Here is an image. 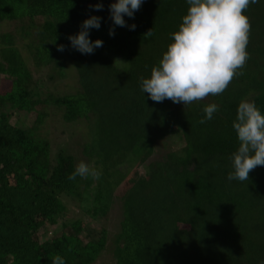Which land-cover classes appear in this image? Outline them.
Segmentation results:
<instances>
[{"label":"trees","instance_id":"16d2710c","mask_svg":"<svg viewBox=\"0 0 264 264\" xmlns=\"http://www.w3.org/2000/svg\"><path fill=\"white\" fill-rule=\"evenodd\" d=\"M97 2L0 0V72L13 76L8 88L0 91V264H52L57 254L66 264H93L106 249V231L101 229L96 240L86 235L84 244L79 236L85 237L87 224L83 217L71 225L61 221L67 210L62 197H77L80 212L93 219L105 216L115 200L114 190L126 174L105 175L103 169H125L127 173L141 165L146 160L143 156L154 152L153 139L165 137L164 130L180 133L185 145L180 153L168 155L173 156L172 161L167 156L159 164L149 165L151 179L137 183L130 195L120 199V232L110 242L112 264H156L160 254L175 245L184 251L186 247V256L200 264H224L227 257L231 264H251L250 257L264 256V206L232 191L200 186L205 199L194 205L196 234L185 244L168 217L171 206L179 205L169 192L178 176H184L181 170L186 167L179 161L194 150L195 132L205 131V138L197 136V143L203 152H214L209 164L227 175L233 171L230 156L238 146L232 125L239 102L253 101L257 107L264 102V0L245 13L251 20L247 47L251 58L243 75L222 95L186 106L170 100L153 102L140 89L141 77H150L152 67L162 58L151 48L158 52V38L172 39L170 30L161 26L188 7L186 0H145L134 19L124 17L129 25L136 23L135 30L116 27L114 37L108 34L112 26L109 4L114 0H103L102 11L90 8ZM92 15L102 20L99 30H90V39H101L103 47L84 55L71 47L68 37L77 34ZM149 29L154 35L145 38ZM58 45H65V50L58 51ZM71 70L74 80L66 77ZM23 73L31 75L35 85L32 106L43 107L33 128L11 123L13 110L27 108L17 91ZM66 80L76 86L59 94L58 87L63 84V89ZM210 103L218 104L220 110L201 124L203 108ZM47 115H58L71 141L74 126L80 127L83 155L102 172L98 180L68 179L77 165L75 157L62 149L53 152L46 136L38 134ZM258 169L264 170V166L252 172ZM182 201L188 203L189 199ZM173 219L182 221L181 213H173ZM58 224L66 232L44 241L37 237L40 229L48 233ZM248 237L258 239L253 248L240 244ZM149 241L156 244L155 254L146 249ZM214 241L221 246L210 243Z\"/></svg>","mask_w":264,"mask_h":264},{"label":"clouds","instance_id":"9594fccd","mask_svg":"<svg viewBox=\"0 0 264 264\" xmlns=\"http://www.w3.org/2000/svg\"><path fill=\"white\" fill-rule=\"evenodd\" d=\"M145 0H114L109 4V36H115L116 27L135 30L136 25H129L125 16L134 19ZM188 8L182 17L178 31L171 34L172 42L167 45L158 64L151 69L150 77H141L140 89L156 103L170 100L184 106L201 103L209 96L222 95L230 84L239 76L251 58L247 47L250 43L251 20L245 15L247 10L259 0H186ZM95 11H102L103 0L90 5ZM102 18L92 15L80 25V31L68 37L70 45L81 54H94L103 47L101 39L91 40L90 30H99ZM154 35L149 29L144 37ZM63 52L65 45H58ZM220 107L216 103L203 108L204 117L199 123L204 124L214 118ZM237 141V149L231 154L233 171L229 172V181L245 182L257 167L264 166V114L255 102L241 100L232 125ZM102 172L80 161L69 180L77 177H91L98 180ZM52 264H66L65 259L57 254ZM260 264H264L261 261Z\"/></svg>","mask_w":264,"mask_h":264},{"label":"rangeland","instance_id":"374dc122","mask_svg":"<svg viewBox=\"0 0 264 264\" xmlns=\"http://www.w3.org/2000/svg\"><path fill=\"white\" fill-rule=\"evenodd\" d=\"M186 6V5H185ZM182 7L180 13L171 19H168L165 25H162V29L170 30V34L175 31H178L180 23H182V17L186 14L187 8L189 7ZM146 17H143L144 19ZM142 21V20H141ZM140 21V22H141ZM134 24H136L134 22ZM170 37V36H169ZM161 44V47L158 48V52L156 48L152 47L151 52L153 54H160L167 50V45L172 42L171 40H165L164 38H158ZM150 53V51H147ZM146 53V55H148ZM31 75L29 76L26 73H23L19 77V83L17 84L18 94L22 101L26 103L27 108H23L21 110H13L14 113L13 118H11V123L13 125H19V123L25 124L28 128H33L35 122L42 112V106L40 105H33V100L35 98L32 97L31 93L34 92V84L33 80H31ZM68 79H76L74 70H71L68 75L66 76ZM10 79H13L9 73H1L0 72V91L3 88H8L10 84ZM45 79V78H44ZM46 81V80H45ZM76 84H69L68 81H65V86L63 84L58 87L59 94L64 93V90H72ZM40 92L43 94L45 92L43 89L40 88ZM264 96V90L262 91ZM41 94V95H42ZM21 101V102H22ZM30 107V108H28ZM258 108L261 110L262 114H264V102L258 104ZM53 115V112L51 113ZM52 115H47L42 119V124L38 126V134L41 137L47 138L50 148L53 149V152L57 151L58 149H62L67 151L68 153L72 154L75 159L76 163L78 164L80 161H84L92 166L91 162L83 155V145L84 140H82L80 127L74 126L73 128V138L74 140H69V134L67 132L66 124H62L58 120V115L56 117ZM31 124V125H30ZM172 130L175 128V124L172 123ZM86 131V128H85ZM164 134V138L155 137L154 140V152L151 156H143V159H146L141 165H134L129 171L126 173L125 169L119 171L118 169L112 170L109 167L103 169V173L105 175L113 174V172L118 173L120 176H124L121 178L119 183L117 184L114 190V198L113 205L110 207V210L107 214L100 219L92 218L91 216H87L86 214L80 212L79 210V200L77 197L73 199L62 197L63 203L66 205L67 210L62 215V222H66L68 225H71L78 217H83V220L86 225V229L84 230L85 237L79 236L81 240L86 243V235H92L96 240L98 238V232L102 229L106 231V238L108 243L106 244V249L101 253V255L97 258V260L93 264H112V256L110 254L111 249V241L114 237H116L120 232V222L122 220V200L123 197L130 195L132 190L136 188L137 183L148 181L151 179L150 170L154 162L160 163L157 161H161L163 158L165 159L168 155L172 153H180V150L184 147V142H186L185 138L181 136L180 133L172 134V131L164 130L162 132ZM196 138L197 136L200 138H205V131L204 130H197L195 132ZM161 136V135H160ZM194 139L193 148L190 151V155L188 157H184L182 162V166H185V170H181L184 173V176H178V179L175 180L173 185L171 186L170 196L176 201L178 207L171 206L172 211L169 212L168 217L172 221L173 225L176 227V232L182 236L183 244L186 241H189L194 238L196 234V225H194L192 221L193 216V209L194 205L199 203V201H204L205 194L199 189L202 184H208L210 186H217L222 187L224 190L232 191L235 195H239L244 197L247 201L255 204H261L264 206V170L258 169L255 172H251L249 175V180L245 182L239 181H229L227 179V175L222 173L219 169H215L214 166L210 165L208 160L210 155L214 152L206 150L207 152H203L197 143V139ZM48 145V143H45ZM182 154V153H181ZM180 156V155H178ZM167 159H173V156H168ZM109 166V165H108ZM124 168V167H123ZM116 170H118L116 172ZM199 189L200 191H198ZM80 193V192H79ZM175 194H179L180 198L176 199ZM188 197L189 202H183V198ZM179 212L182 215V221L175 222L173 219V213ZM81 214V215H80ZM170 221V222H171ZM47 227V226H46ZM62 231L66 232L65 230H61L58 224L57 227L50 228L49 232L46 233L42 229L38 231L37 237L44 241V239L58 237L61 235ZM89 241H93L89 240ZM258 239L245 238L242 246L251 247L252 245L257 244ZM213 245H220L221 243L214 241L210 242ZM83 244V245H84ZM164 246V245H162ZM171 246V245H170ZM170 246H166L165 249H169ZM146 249L151 251V253H156V244L146 242ZM186 251V247H185ZM184 249L181 248L180 245H175L171 248L169 252H165L160 254V259H156V264H200L195 258L193 261H197L192 263L191 257L186 256ZM202 255V253H201ZM186 256V257H185ZM205 258V255H202ZM203 258V259H204ZM234 259V258H233ZM251 264H260L261 261H264V256L257 257L256 259L249 258ZM224 264H231L232 260L227 257V259H223Z\"/></svg>","mask_w":264,"mask_h":264}]
</instances>
